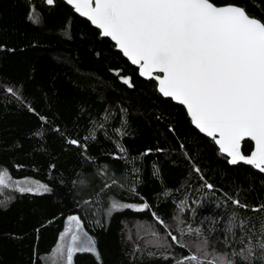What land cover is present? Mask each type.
I'll return each instance as SVG.
<instances>
[{
	"label": "trees",
	"instance_id": "obj_1",
	"mask_svg": "<svg viewBox=\"0 0 264 264\" xmlns=\"http://www.w3.org/2000/svg\"><path fill=\"white\" fill-rule=\"evenodd\" d=\"M211 2L264 22V0ZM252 148L242 140L244 155ZM228 161L183 106L162 96L153 78L140 77L64 1L0 0V167L12 180L42 185L32 192L0 188V264H44L72 215L96 249L75 253L73 264H175L193 249L146 247L152 237L145 232L171 243L168 232L180 238L177 217L231 256L246 236L260 235L264 209H252L264 205V172ZM114 202L148 208L113 210ZM234 213L246 224L231 236L225 228Z\"/></svg>",
	"mask_w": 264,
	"mask_h": 264
},
{
	"label": "snow or ice",
	"instance_id": "obj_2",
	"mask_svg": "<svg viewBox=\"0 0 264 264\" xmlns=\"http://www.w3.org/2000/svg\"><path fill=\"white\" fill-rule=\"evenodd\" d=\"M46 2L51 5L54 0ZM67 3L100 29L102 36L115 41L123 55L132 64L139 65L141 76H151L153 70L162 73L155 76L158 91L186 107L195 127L215 140L220 152L231 157L230 164L243 161L264 172V22L239 6H216L211 0H67ZM121 78L130 84L129 78ZM6 91L16 95L12 87ZM244 138L255 142V150L248 156L239 150ZM0 186H7L3 172H0ZM205 186L213 188L211 184ZM44 190H48L47 186ZM19 191L33 189L20 187ZM231 202L238 208L248 207L238 199ZM121 207L143 210L148 204L133 206L114 202L111 205L113 210ZM262 209L264 205L252 211ZM176 219L180 238L168 232L169 243L149 230L145 235L152 239L146 240L145 246L163 248L166 252L172 244L193 249L175 264H237L235 258L244 264H252L255 259L264 261V223L259 229L260 235L246 236L247 243L239 251L233 250L230 256L211 248L202 229L181 227L184 221ZM68 220L75 221L79 229L78 216H69ZM245 224L234 213L225 231L235 236V230L243 231ZM69 234L67 245L58 244L54 250L62 264H73L75 253L96 252L94 241L86 233L82 238L76 230L66 228L61 236ZM186 236H195V239H185ZM167 258L165 255L164 259ZM52 264H56L55 260Z\"/></svg>",
	"mask_w": 264,
	"mask_h": 264
},
{
	"label": "rangeland",
	"instance_id": "obj_3",
	"mask_svg": "<svg viewBox=\"0 0 264 264\" xmlns=\"http://www.w3.org/2000/svg\"><path fill=\"white\" fill-rule=\"evenodd\" d=\"M0 172L4 173L5 180H6V183H7V186H0V188L6 189L8 191L17 190L20 187H31L33 190H40L42 188L41 184H39L36 181L30 180V179L12 180L9 177L8 173L6 172V170L1 168V167H0ZM66 228H70L72 230H76L77 233L82 236V238H83V234L86 233L84 231V229H83L81 224H80L79 229L77 230L76 229V222L75 221H69L68 219L66 220L65 227H64V229H63V231L61 233H63ZM87 237H89V236L87 235ZM69 240H70V234L68 236H63V237L60 234L56 246L52 249V251L49 254H47V255H45L43 257L44 264H52L53 260H55L56 264H62V262L60 261L59 254L55 253L54 250L57 248L58 244L67 245V242ZM85 246H87V245H85Z\"/></svg>",
	"mask_w": 264,
	"mask_h": 264
},
{
	"label": "water",
	"instance_id": "obj_4",
	"mask_svg": "<svg viewBox=\"0 0 264 264\" xmlns=\"http://www.w3.org/2000/svg\"><path fill=\"white\" fill-rule=\"evenodd\" d=\"M62 1H64L66 4H68L67 3V0H62ZM73 10H74V12L77 14V15H79L80 17H82V18H84V19H86L89 23H91V21L86 17V16H82V15H80L79 13H77L76 11H75V9H74V6L73 5H70V4H68ZM92 7H94V4H92L91 5ZM217 6V5H216ZM223 6H225V5H223ZM236 6V5H235ZM91 25L93 26V27H95V28H97L95 25H93L92 23H91ZM98 29V28H97ZM99 31H100V35H101V30L100 29H98ZM102 36V35H101ZM102 37H104V36H102ZM106 38H109L114 44H115V41H113L110 37H106ZM115 46H116V44H115ZM116 49L117 50H119L122 54H123V52L116 46ZM124 56V55H123ZM125 57V56H124ZM125 58H127V57H125ZM128 59V58H127ZM129 60V59H128ZM129 62L131 63V61L129 60ZM132 64V63H131ZM133 66H135V67H137L138 68V74L140 75V69H139V65H134V64H132ZM156 75H162V73H159L158 72V70H153V72H152V75L151 76H148V75H145V76H141L140 75V77H142V78H144V79H149V78H153L155 81H156V83H157V90H158V81L155 79V76ZM159 92V91H158ZM160 93V92H159ZM161 94V93H160ZM162 95V94H161ZM163 96V95H162ZM165 97V96H164ZM167 98H170V97H167ZM172 99V98H171ZM175 103H177V104H180L179 103V101H177V100H174V99H172ZM181 106H183L184 108H185V110H186V112H187V109H186V107L184 106V105H182V104H180ZM187 114H188V112H187ZM188 116H189V114H188ZM189 118H190V120H191V117L189 116ZM192 122V121H191ZM192 125L195 127V125L192 123ZM196 128V127H195ZM199 132H200V130L198 129V128H196ZM200 133H202V132H200ZM203 135H205V136H207V137H209L206 133H202ZM209 138H212V137H209ZM216 139H219V135L218 134H216ZM244 139H248V140H250L251 142H252V144H253V148H252V150H251V152L248 154V155H250L251 153H252V151H254L255 150V142L254 141H252L250 138H244ZM243 139V140H244ZM214 142H215V140H214ZM242 142V141H241ZM216 144V143H215ZM216 146L218 147V149H219V146L216 144ZM240 152H241V154H243L242 153V151H241V144H240ZM222 154H224L225 156H227L228 157V160H230L231 159V157H229L226 153H222ZM244 155V154H243ZM248 155H245V156H248ZM238 162H240V163H244L243 161H238ZM244 164H246V163H244ZM257 169V168H256ZM258 170V169H257Z\"/></svg>",
	"mask_w": 264,
	"mask_h": 264
}]
</instances>
